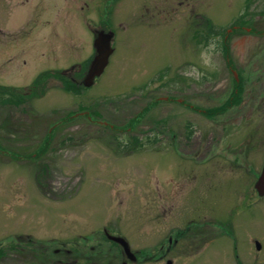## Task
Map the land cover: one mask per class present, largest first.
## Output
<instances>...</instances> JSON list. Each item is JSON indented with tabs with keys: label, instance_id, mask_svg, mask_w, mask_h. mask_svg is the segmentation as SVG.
<instances>
[{
	"label": "rangeland",
	"instance_id": "obj_1",
	"mask_svg": "<svg viewBox=\"0 0 264 264\" xmlns=\"http://www.w3.org/2000/svg\"><path fill=\"white\" fill-rule=\"evenodd\" d=\"M0 85V264H264V0H0Z\"/></svg>",
	"mask_w": 264,
	"mask_h": 264
},
{
	"label": "trees",
	"instance_id": "obj_2",
	"mask_svg": "<svg viewBox=\"0 0 264 264\" xmlns=\"http://www.w3.org/2000/svg\"><path fill=\"white\" fill-rule=\"evenodd\" d=\"M209 20V19H208ZM207 20V23H205V27L207 26V31H205L206 33H210V30H212V26L213 24L210 23V21ZM212 24V25H211ZM214 31H212V33H214ZM205 38V39H204ZM202 38L204 41V43H207L208 41V37H204ZM94 56H90L87 59H85L84 61H82L79 65L75 66L72 70H71V74L74 73L73 71L76 69V71H78V77L77 80H75V77L72 75H67L65 73H63L62 71H44L41 72L40 74H38L34 81L32 82L31 86L28 88V90L30 89V92L33 91L34 93L38 94V88L44 85L45 81L49 80L50 78H55L57 80L62 81L63 85H66L65 88L68 90H73V91H80L81 89H83L84 87H87L86 85L83 84V78L85 77V74L87 73L90 64L93 60ZM83 75V76H82ZM74 81H76L74 83ZM25 89V88H24ZM24 89H20V88H15V87H8V86H2L0 85V104H12V105H22L25 102L26 97H28V94L30 92ZM241 96V91L237 90V88H235V91H233V96L231 97L230 100H228V104H231L232 102H238ZM228 105H226L227 107ZM87 111V109H82L80 111ZM89 113V112H88ZM213 113H206L207 116H210ZM90 115V114H89ZM42 244H35L34 248H39V249H45V247H42ZM19 249V248H18ZM21 250V249H19Z\"/></svg>",
	"mask_w": 264,
	"mask_h": 264
},
{
	"label": "clouds",
	"instance_id": "obj_3",
	"mask_svg": "<svg viewBox=\"0 0 264 264\" xmlns=\"http://www.w3.org/2000/svg\"><path fill=\"white\" fill-rule=\"evenodd\" d=\"M221 54V38L211 36L205 45H201L199 52V67L193 66L192 79L203 78L206 72L219 68L218 57Z\"/></svg>",
	"mask_w": 264,
	"mask_h": 264
},
{
	"label": "water",
	"instance_id": "obj_4",
	"mask_svg": "<svg viewBox=\"0 0 264 264\" xmlns=\"http://www.w3.org/2000/svg\"><path fill=\"white\" fill-rule=\"evenodd\" d=\"M103 33V32H102ZM98 35H101V37H105V35L107 36L108 35V33L107 34H105V33H103V34H100V33H97V37H98ZM108 38H109V41H107V43H108V46H109V48H110V35L108 36ZM106 40H108V39H106ZM98 52V51H97ZM110 52H111V50H109V52H108V54H110ZM97 54V53H96ZM96 54H95V56H94V58H93V60H92V62H91V64H90V67H89V69H88V71H87V73L85 74V77L83 78V84L84 85H86V86H90L93 82H94V79L97 77V76H99L100 75V73H98V74H91L90 72H91V70H92V68H93V66H94V61H95V58H96ZM108 58V57H107ZM106 64H107V62H106ZM105 63L103 64V66H102V69L105 67V65H106ZM101 69V70H102ZM89 73L92 75L91 76V83H86V78L87 77H89L90 75H89ZM255 188H256V190H257V192H258V194L260 195V196H263L264 195V163H263V167H262V170H261V173L259 174V176H258V178H257V180H256V182H255ZM110 238L112 239V240H114V241H116L115 240V236H110ZM117 242H119V241H117ZM255 245H256V249H260V244L258 243V242H256L255 243ZM135 258L136 257H134V259H132V260H135ZM171 261H168V263H170Z\"/></svg>",
	"mask_w": 264,
	"mask_h": 264
},
{
	"label": "flooded vegetation",
	"instance_id": "obj_5",
	"mask_svg": "<svg viewBox=\"0 0 264 264\" xmlns=\"http://www.w3.org/2000/svg\"><path fill=\"white\" fill-rule=\"evenodd\" d=\"M111 3H112V2H108L107 4H108V5H109V4L111 5ZM194 24H195L194 26H196V20H195ZM87 25H88V23H87ZM236 27H238V25H236ZM98 28H99V27H98ZM98 30H104V31H107V29H104V28H102V27H100ZM110 56H111V54H110ZM65 74H66V73H65ZM67 75H69V73H68ZM69 76H70V75H69ZM260 173H261V172H260ZM260 173H258V175H257V177L255 178V181H254V189H255V191H256V193H257V198H258V197H259V198L262 197V196H260V195L258 194V192H257V190H256V188H255V182H256V180H257V178H258V176H259ZM263 196H264V195H263ZM185 230H187V229H185ZM186 233H187V232H186ZM186 233L183 232V231L178 232V233H177V238H176V239H173L174 241H172V242L169 240L168 245L171 244V243H173V245L177 244V242L180 241V239H181L182 237H185V236L187 235ZM171 240H172V239H171ZM254 243H255V241H254ZM169 250H170V248L168 247L166 251L168 252ZM163 254H164V253H163ZM161 256H163V255L161 254Z\"/></svg>",
	"mask_w": 264,
	"mask_h": 264
},
{
	"label": "bare ground",
	"instance_id": "obj_6",
	"mask_svg": "<svg viewBox=\"0 0 264 264\" xmlns=\"http://www.w3.org/2000/svg\"><path fill=\"white\" fill-rule=\"evenodd\" d=\"M103 38V37H102ZM98 41L102 42L101 35H98ZM264 163V162H263Z\"/></svg>",
	"mask_w": 264,
	"mask_h": 264
}]
</instances>
